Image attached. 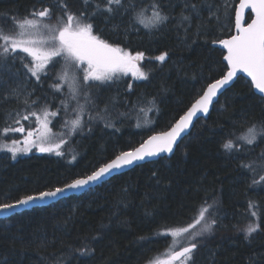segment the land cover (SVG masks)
<instances>
[{"label":"trees","instance_id":"obj_1","mask_svg":"<svg viewBox=\"0 0 264 264\" xmlns=\"http://www.w3.org/2000/svg\"><path fill=\"white\" fill-rule=\"evenodd\" d=\"M63 2L73 12L85 10L83 0ZM95 2L90 0L87 11ZM152 2L123 0L128 11L121 8L107 19L97 15L93 21L102 38L133 54L144 53L139 64L148 78L136 79L129 73L113 81L90 82L86 91L91 106L80 114L82 128L65 134L63 155L33 152L13 159L12 154L2 157L5 151L0 150V203L88 175L139 145L151 132L168 129L208 83L227 71L225 51L213 41L233 34L239 0H158L169 16L167 22L158 28L134 23L141 8L151 15ZM186 3L195 4L197 11L185 9ZM43 7L52 8L47 22L55 24L60 0H0V22L7 25V16L22 18ZM182 12L191 18L183 25ZM165 52L164 62L154 60ZM8 66L11 73L0 70V143L7 142L2 128L12 123L7 120L11 113L59 111L64 91L52 87L63 70V60L58 59L39 81H32L26 107L24 98L8 95L19 80L13 71L24 70L18 61ZM153 99L155 108L145 115L141 109ZM32 100L38 103L33 106ZM253 123H264V98L248 79L239 77L173 155L137 165L80 196L0 219V264H57L58 259L62 264H146L164 254L172 243L170 230L191 223L193 207L205 200L216 201L219 226L202 240L194 264H249L250 258L254 264H264V218L261 230L251 237L246 239L240 231L255 219L248 214L249 201L264 210V183L252 184L264 172L258 169L253 175L240 167L264 152V139L240 152L229 153L222 147ZM84 245L94 251L82 255L72 250Z\"/></svg>","mask_w":264,"mask_h":264},{"label":"snow or ice","instance_id":"obj_2","mask_svg":"<svg viewBox=\"0 0 264 264\" xmlns=\"http://www.w3.org/2000/svg\"><path fill=\"white\" fill-rule=\"evenodd\" d=\"M83 3L85 10L73 12L68 8L67 3L60 0L61 14L56 17L55 24L46 22L50 21L53 15L50 7H43L39 11L33 9L22 18L7 16V25L0 22V70L9 64H14L18 59L27 73L39 81L42 74H47L50 65L54 66L58 59L63 60V70L57 76L59 82L52 87L61 91L62 85L67 84L73 99H76L83 86H87L92 81H113L121 74L129 73L136 79L146 80L147 73L141 69L139 64L144 59V53L137 51L133 54L118 44L110 43L102 38L93 23L97 15H104L107 19L121 8H125L123 0H96L91 12L87 11L90 0H83ZM135 7L134 4L131 5L132 9ZM148 7L151 8V15H146V9L141 8L135 12L134 23H139L145 28H158L169 20V16L163 12L158 0H153ZM184 7L185 9L191 8L193 12L197 11L195 4L186 3ZM245 9H250L255 14V18L250 23H246V26L242 23ZM125 11H128V8H125ZM190 19L189 16L181 13L182 25L184 22H190ZM235 28L236 34L231 35L230 38L213 41V43L222 45L226 50L223 60L227 62V71L214 82L208 83L201 90L202 95L175 123L171 124L167 131L150 135L139 147L120 152L91 174L75 178L70 183H64L62 187L39 190L32 194H24L10 203H0V212H7L18 206H27L37 200L55 198L66 190L80 189L101 180L113 170L131 165L138 160H144L146 157L172 153L178 139L193 126V118L198 113L207 114L209 112L214 98L233 81L238 72L246 73L250 77L252 87L264 95V0H240L239 6L235 9ZM167 55L168 53L165 52L155 59L163 62ZM76 73H82V76H77ZM128 88L131 89L132 84H129ZM20 94L19 86L10 88L8 93L17 99ZM30 96L31 94H29V99ZM29 99L24 101L26 107L29 106ZM37 103L36 100L31 101L33 106ZM148 103L150 105L148 108L141 109L145 115L148 111H152L156 104L155 99ZM61 104L62 107L67 108L66 102L62 101ZM80 110L82 112V106ZM49 115L56 116L57 113H49L45 109L42 120L35 111L27 115L17 112L16 116L19 119H15L14 123L20 124L21 120L27 121L30 117H35L38 127L35 131L28 132L23 146H21V141L12 140L11 143H0V150L10 152L13 159L18 153L29 152L33 147L41 153L55 152L57 155H63L60 149L67 141L61 139L59 143L50 142ZM145 123L149 121L146 120ZM81 128L82 116L77 114L76 119L71 121V131L75 132ZM24 131L23 126L3 129L4 133ZM258 139H264V123L259 125L253 123L242 136L227 139L222 147L229 153L240 152L245 146H254ZM240 167L247 169L253 175L257 174L258 169L264 172V152L257 160L241 162ZM156 175L157 173L153 172V176ZM261 183H264V175H260L259 180L253 179L252 181L253 185ZM248 210L249 216L255 219L250 220L245 228L240 229L246 239L261 230V219L264 218V210H261L256 202L249 201ZM217 215L216 201L210 204L205 200L200 205L194 206L190 216L191 223L170 230L172 237L182 239L184 243L179 250L169 251L167 258L156 261V264H194V253L201 247L202 240L205 236L211 235L215 227L219 226ZM72 250L82 255H88L94 251L87 245ZM57 264H62L61 260L58 259ZM249 264H254L253 258L249 259Z\"/></svg>","mask_w":264,"mask_h":264},{"label":"rangeland","instance_id":"obj_3","mask_svg":"<svg viewBox=\"0 0 264 264\" xmlns=\"http://www.w3.org/2000/svg\"><path fill=\"white\" fill-rule=\"evenodd\" d=\"M47 22V21H46ZM21 55H25L23 53H21ZM30 59V58H29ZM18 61V64H20V67L23 68L21 66V62L20 60H16V63ZM22 70H24V73L23 72H19V71H13V76L15 77V79L17 77H19V80L16 82V86L14 87H17L19 86V90H20V99L24 98V99H29V94L32 95V91L29 89V87H31V83L34 79H36L35 77H32L30 75V73H27V71L23 68ZM10 71V67L7 66L5 68L2 69V74L4 73H8ZM43 75V74H42ZM41 75V76H42ZM77 76H81V75H77ZM6 78V77H4ZM17 80V79H16ZM6 81H4L2 84H4ZM10 82V80H9ZM13 87V88H14ZM86 87L87 86H83L77 96H76V99H73L72 98V95L69 91V87L67 84H63L62 85V88H64V91H63V94H62V98L60 99L59 101V106H60V110L59 111H52V112H56L57 115L56 116H51L49 115L48 116V121H49V124H48V127L51 129V132L48 134L49 135V139H50V142L51 143H59L61 139L65 140L68 142V138L66 137V133L70 132L71 131V121H73L75 118V116H77V114H81L83 111H85V108H89L88 106H91V95L86 91ZM32 96H30L31 98ZM64 101L66 102L67 104V108H64L62 107V104L61 102ZM80 106H82V112L80 110ZM19 112V111H16V112H13L11 113L7 120L12 122L11 124H9L8 126L6 127H12V128H18V127H21L23 126L25 131L24 132H8V133H4L3 132V129L2 128V132L7 135V143H11L12 140H19L21 141V146H23V141L25 140V138L27 137L28 135V132L29 131H35L38 127V125L36 124V118L35 117H30L29 120L27 121H24V120H21L20 124H16L14 123V120L15 119H19L18 116H16V113ZM52 112H49V113H52ZM21 115H27L28 113L25 112V111H22V112H19ZM41 119L43 120V112L42 113H37ZM67 117V118H66ZM148 118H145V121L147 120ZM54 124H56V128H54ZM5 127V128H6ZM68 128H70L68 130ZM70 133H74V132H70ZM64 145L61 146V149L60 151L61 152H65L64 151ZM5 153L2 155V157L4 158H7L9 157V155L11 154L10 152H7L6 150H4ZM41 153L39 151L36 150V148H32L31 151L29 152H20L18 153L16 156H19V155H22V156H26V155H29L30 153ZM41 154H56L55 152H52V153H41ZM57 155V154H56ZM3 166L0 167V169L2 168ZM184 243V241L182 239H178V238H174L172 237V243L170 245V247L164 252L163 255L155 258V259H152L150 261H148L146 264H156V261L158 260H164L167 258V254L169 253V251L171 250H179L180 246Z\"/></svg>","mask_w":264,"mask_h":264},{"label":"water","instance_id":"obj_4","mask_svg":"<svg viewBox=\"0 0 264 264\" xmlns=\"http://www.w3.org/2000/svg\"><path fill=\"white\" fill-rule=\"evenodd\" d=\"M239 3H240V0H239V2L237 3L236 8L239 6ZM249 14H251V19L248 18V15H249ZM253 18H255V14L252 13L250 9H245V10H244V13H243L242 23H244L245 26H246V23H250L251 20H252ZM234 21H235V20H234ZM235 34H236V28H235V24H234V32H233L232 35H235ZM230 36H231V35H230ZM230 36H228V37H226V38H223V39H228V38H230ZM213 45L216 46V47H219V48L223 49V50L225 51V54H226V50L223 48L222 45H220L219 43H213ZM167 58H168V55H167L166 59H167ZM154 60H156V59H154ZM157 61H158V60H157ZM159 62H161V61H159ZM163 62H164V61H163ZM225 63H227V62L225 61ZM220 77H221V76H220ZM220 77H219V78H220ZM239 77H244V78H246V79H248V80L250 81V77H248L246 73L238 72V73H237V76L234 77L233 81L230 82L229 85L225 86V88H224L220 93H218L217 97L214 98V102H213V104L210 106V110H209V112H208L207 114H205V113H198L197 116L193 118V119H194L193 126H191L190 129L187 130L184 134H182V137L178 139L177 144L174 146V150H173L172 153H161V154H159V155H157V156L146 157L144 160H138V161H135V162H134L133 164H131V165L125 166V167L120 168V169H117V170H113L110 174L106 175V176L103 177L101 180L96 181V182H93V183H90L89 185H86V186H84V187H82V188H80V189L66 190L64 193L58 195V196L55 197V198H49V199H46V200H43V201H39V200H37V201H35L34 203H31V204H29V205H27V206H18V207L14 208V209H11L10 211H7V212H0V219H8V218H10V217H12V216H14V215H16V214H18V213H21V212H24V211H27V210H31V209H34V208H36V207L48 206V205H50V204L56 203V202H58V201H60V200H62V199H65V198H69V197H72V196H80V195L84 194L85 192H87V191H89V190H91V189H93V188H95V187H97V186L103 184L104 182L110 180L111 178H113V177H115V176H117V175H120V174H122V173H125V172H127V171H129V170H131V169H133V168H134L135 166H137V165L144 164V163H147V162H153V161L157 160L159 157H163V156H171V155H173V154L175 153V151H176V149H177L179 143H180V142H181V141H182V140H183V139H184V138H185V137H186V136L192 131V129L194 128L196 122H197L198 120L202 119V118H206V117L210 114L211 110L214 108V105H215V103L219 100L220 96H221V95H222L227 89H229L231 86H233L234 83L238 80ZM217 79H218V78H217ZM212 82H214V80H213ZM210 83H211V82H210ZM253 90H254V92H255L256 94H258L259 96H261V97L264 98V95L260 94V93L258 92V90L254 89V88H253ZM200 95H202V93H201ZM200 95H199V96H200ZM199 96H198L196 99H198ZM196 99L192 102V104L195 103ZM192 104H191V105H192ZM191 105H190L188 108H190ZM188 108H187V110H188ZM187 110H186V111H187ZM186 111H185V112H186ZM185 112H184V113H185ZM184 113H183V114H184ZM183 114H182V115H183ZM178 119H179V118H178ZM174 123H175V122H174ZM169 128H170V127H169ZM169 128H168V129H169ZM168 129H166V130H161V131H153V132H151V133H150V134H149L144 140H146L150 135H153V134H156V133H159V132H163V131H167ZM144 140H143V141H144ZM143 141H142V142H143ZM142 142H141V143H142ZM141 143H140V144H141ZM140 144L137 145V146L134 147V148L139 147ZM134 148H132V149H134ZM132 149H129V150H132ZM129 150H125V151H129ZM113 158H114V157H113ZM113 158H112V159H113ZM109 161H110V160H109ZM109 161H107L106 163H108ZM104 164H105V163H104ZM99 167H100V166H99ZM96 169H97V168H96ZM96 169H95V170H96ZM90 174H91V173H90ZM88 175H89V174H88ZM70 182H71V181H70ZM70 182H68V183H70ZM62 186H63V185H62ZM62 186H58V187H62Z\"/></svg>","mask_w":264,"mask_h":264}]
</instances>
